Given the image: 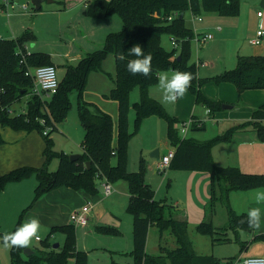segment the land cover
<instances>
[{
	"label": "trees",
	"instance_id": "1",
	"mask_svg": "<svg viewBox=\"0 0 264 264\" xmlns=\"http://www.w3.org/2000/svg\"><path fill=\"white\" fill-rule=\"evenodd\" d=\"M82 3L86 5V16L106 19L119 15L123 27L118 32L110 33L101 49L86 54L76 65H67L64 76L60 78L57 93L49 98L42 99L32 94L34 77L31 72L40 66L54 65L50 54L27 51V44L35 39L34 33L25 31L14 39L0 37V125L26 133L38 131L45 142L43 165L39 168L20 167L0 175V192L8 184L33 175L38 179L36 199L61 187L84 190L90 195H96L99 193L100 182L114 184L124 180L128 183L130 195L127 212L133 217L134 264H232L236 258L225 262L213 255L196 254L188 235L187 220H180L171 212L168 214L170 209L167 204L155 198V190L146 182V160L141 157L139 170L131 172L128 170V158L130 141L144 119L156 116L167 120V140L175 150L169 170L209 174L210 210L213 212L215 206L221 202L228 209L229 229L253 230L247 223H240L247 213L237 214L232 209L230 194L233 191L264 189V174H251L238 167L216 165L212 150L218 142L228 141L230 135L207 141L183 138L178 126L186 121L168 116L162 104L150 96V87L157 83L158 73L170 69L192 73L194 79L189 90L195 95L196 103L208 109L212 116L222 109L223 103L203 95L202 85L229 83L236 87L239 96L248 90L264 89V55L239 56L235 68L203 79L198 76V66L189 64L195 31L187 25L185 13L190 11L194 17H200L202 12L237 17L240 14L241 0H82ZM68 8V2L62 1L59 10ZM34 11L37 13L42 8L37 10L34 7ZM164 34L170 35L177 43L176 47L173 45L172 51H167L162 44ZM137 43L153 58L150 77L130 75L125 67L126 61L117 59V53L126 54ZM109 53L115 58L116 86L106 98L118 105L116 125L109 113L84 99L90 74L102 70L103 61ZM132 58L134 57H128ZM136 89L140 98L133 105L136 118L135 130L131 131V94ZM72 93L77 94L78 116L85 131L81 143L83 152L75 161H71L70 155L65 152H56L50 138V133L57 130V125L66 119L71 109ZM24 100L25 110L14 114L12 107ZM263 122L264 104L252 113L248 122L262 141ZM246 127L242 124L236 129ZM47 128L50 131L45 135ZM205 128V123L198 124V121L191 126L194 131ZM2 143L0 137V145ZM54 158L61 160L60 167L56 171H50L49 165ZM152 226L159 230L161 241L163 234L170 232L176 247L160 245V254H149L147 241ZM18 227L19 223L12 232ZM219 230L211 221L197 225L198 233L212 237L213 243L227 241L215 237ZM95 231L102 235H121V231L113 226H97ZM57 232L65 235L63 247L55 249L46 241L40 249L30 250L29 255L25 254L26 248L11 247V264H69L71 261L73 264H88V253L77 247L76 226L71 223L53 226L49 237ZM259 239L263 240L264 234L255 237V240ZM245 249L247 246L242 244L241 251Z\"/></svg>",
	"mask_w": 264,
	"mask_h": 264
},
{
	"label": "rangeland",
	"instance_id": "2",
	"mask_svg": "<svg viewBox=\"0 0 264 264\" xmlns=\"http://www.w3.org/2000/svg\"><path fill=\"white\" fill-rule=\"evenodd\" d=\"M62 1L65 0H43L42 11L36 13L34 11V5L31 0H20L19 3H15L14 0H10V3L12 4L8 3L7 0H0V36H2L5 39H13L14 32L16 29L21 30V35L25 31H32L35 35V39L27 44L28 50L31 49L40 50V48H42L44 50H52L57 54L63 53L68 48V46H66L65 43L66 40L65 41L61 39L58 40L60 29L57 26L56 18H54V16L48 12H43V10L46 11V10L59 8L61 6ZM263 1L264 0H241L240 14L237 17H224V16H219L216 13L202 12L200 14V17L203 19V21L197 22L196 25H194L192 21L193 14L190 11H187L185 13V21L188 25L190 24L192 25L191 28L193 30H195L194 28L196 27L198 33H204V34L210 33L213 34L215 37L214 39L215 41H209L208 44L202 46L203 48L201 47L199 51V56L201 57V59L204 61L207 60L209 56H212L213 60H215V56L224 55V52L232 51L231 54H233L234 58H233V63L229 65V67L234 66L233 68H235L239 56H235L238 47H236V43L234 41L240 38L248 42L252 37L256 35L258 30V26H257L258 23L256 20V16L258 11L264 13ZM84 19H86L84 22V30L87 34L88 40H85L82 37L80 39L79 38L75 39L74 47L79 49V47L82 46L85 50H89L90 52H94L95 50V47H91V45L95 43L98 45L99 40L103 38L104 39L102 42H105L106 37L110 33L118 32L123 27V23L119 15H113L106 19H95L85 16ZM222 30H224L223 34H222ZM105 33L106 35H104ZM170 38L171 37L168 34H164L162 36V44L167 51H172L174 49V46L171 43ZM87 41H89V43ZM217 42H223V44L219 48L218 47L215 48V44ZM72 49L74 50V48ZM177 50H178L177 53H179V47L177 48ZM239 55L246 56L248 55V53L241 52ZM60 56H64V54ZM197 58L198 56H197L196 45L194 42H192L189 64L197 65ZM55 62L57 64V61ZM222 63L223 62H219L218 67H220ZM57 68H58L59 78H62L64 74V70L62 69L61 65H59ZM112 70H114V72L116 73V63H115L114 55L109 53L103 61L102 70L95 72V73H99V75H97L98 79L91 78V75L89 77L91 78V80L88 78V83L84 93L85 100H86V94L88 96H90L89 94H94L97 98L96 100H101V101H103L102 99L105 100V97L101 95L106 84L107 85L111 84L109 73ZM171 71L173 70L172 69L167 70L169 76H171L170 74ZM197 71H199V67H197ZM103 74L105 76H108L106 80L102 79ZM200 74H201L200 78L203 79L205 75L211 73L206 71V69H204V71L200 70ZM207 84L209 83H206L201 87V92L206 97H208L207 96L208 94L204 91V88L205 86H207ZM220 85H216L213 83V86L216 87H220ZM218 92H220L219 89L213 88L210 91V94L214 96L218 94ZM189 93L193 97L192 101L194 104L195 114L197 118H201L204 121V123H206V128L204 130H197V131H194L190 128L187 131L186 135H183L180 131L182 124H179L178 126L179 133L183 138H193L199 141H207L214 139L216 137H224L226 135H230V139L228 141L218 142L213 148L214 153L215 151L217 152L216 156L218 160L220 159L224 160L225 158L226 159L229 158L228 156L229 150H227L228 144L231 146L233 152V153L231 152V154H233L234 156H237V153L241 151L240 149L237 148V143L235 142H245V138L237 137L235 135L236 133H242L243 135H247V137L254 135L260 139L258 132L248 123L251 120V118L239 124V125L242 124L246 125L247 127L245 129L237 130L236 128L239 125L238 123L235 124L234 122L235 119H237L236 118L237 115H246L249 113V111L254 112L262 104H264V101L261 103L260 106L255 108L253 104L255 100H251L249 98L247 100L245 98L243 99L241 95L239 96V99L235 102L237 104L236 108L226 111V114H230L232 115V117L217 120L218 118L216 119L209 118L206 112V108L196 103L195 95L190 90ZM161 95L162 93L161 90L159 89L158 81H157L156 84L150 87V96L161 103ZM224 95L230 96V92L227 90L224 92ZM139 98H140L139 91L138 89H136L131 94V111H130L131 131L135 130V118H136V114H135L136 111L133 108V105L137 100H139ZM218 98L219 97H217V99ZM71 101H72V106L70 111L68 112L66 119L63 120L61 123H59L60 129L59 130L57 129L50 133V138L53 141L54 150L56 152H65L70 156L74 154H80L77 151L76 149L77 146L74 142L78 140L79 137L82 136V134H85L84 128L81 125L78 116L76 93L71 94ZM108 101H109L108 103H111L113 100L109 99ZM186 103L177 101L174 105L164 104V103L161 104L168 116L172 118H178V114L179 116H181L182 112L187 108ZM222 103H223L222 104V108H223V105L226 103L224 102ZM25 105H26L25 100L15 104L12 107L14 114L21 113L23 110H25ZM182 106H184L183 109L181 110L180 113H178V109L181 108ZM46 131H50V128H47ZM70 131L72 133H70ZM21 132L24 131H15L12 130L11 128H3L0 125V137L3 140V143L0 145V165L2 164V166L6 168V171L4 173H1L0 175L10 172L11 170H14L16 168L25 167V166L39 168L44 163L45 159L43 157V149L45 146V142L41 133H39L38 131L31 132L30 136L27 137L28 139L22 140L19 137ZM167 132H168L167 120L156 116L144 119L139 125L136 133L134 134L133 138L130 141L129 148L131 147V151L129 152V158H128V170L134 172L138 171L140 158L143 157V155L144 157H150L151 154L158 149L157 144L159 142L168 141ZM260 142H264V141L260 139ZM245 144L246 147L242 149V153L252 154L250 151L254 149L252 148L253 146L248 145V142L247 143L245 142ZM141 148L143 151L142 156L140 155ZM161 151H163L162 148ZM256 152L259 158H261V160H264L263 147L261 149L258 147ZM230 159L231 162H234L233 160H235L232 158ZM27 162H29L30 164H26ZM60 163H61L60 159L54 158L49 165V170L50 171L58 170V168L60 167ZM242 171L251 174H264V173H253V171H248V170L246 171L244 169ZM152 173H153L152 171L148 172L147 178L148 181H149V176L157 178L158 180L157 186L153 185V189L157 192V194L160 191L158 199L160 201H163L165 204H167V208L169 209L172 208L179 209L180 212H184L185 210L187 211L186 213L190 212L191 215L193 211V209H191V206L194 207V205L191 204L192 199L198 197L199 187L198 185L191 186L189 184V178H188L189 176H187L189 174H186L189 173V171L168 170L166 174H162V175H158V174L154 175ZM118 183H123L127 185L124 180ZM160 183L162 184L161 187H159ZM10 184H13V186H11L12 188L9 189V193L1 200V204L4 208H6L4 209V211H11V212L13 211L15 216L11 219V223L4 221L2 225L8 226V224L9 225L13 224V229L10 230L12 231L16 228L18 223L19 226H21L22 224L28 222L30 218L33 217L38 218L41 224V228L38 233V238L40 239V241H37V239H33L30 246L27 247L26 249L38 250L43 246V243H45L46 241L49 242L53 247L56 244L60 245V247H63L65 243V235L61 232H57L49 237V233L53 226H61L67 222L68 220L67 212L69 210L67 208V205L56 203L51 196L47 195L49 193L41 195L38 199H36L35 189L38 186V179L35 175L31 176L30 178L24 179L22 181L12 182ZM111 187L115 189L117 192L121 193V195L122 194L124 195V197L121 198V202L116 203L112 209L115 212L117 220L119 221L120 224L119 230L121 229L120 230L121 235L118 237L110 236V235L102 236L101 234H96V232H94L95 231L94 226L96 222L101 220V218L98 220V215L101 214V211L99 209H96L97 207L95 208L96 210L94 209L95 211L89 213L90 231H88L87 228L76 226L77 246L79 247V249L88 252V258H90L89 264H103L104 261H111L112 258L113 260H116V258L118 257L116 254L110 253L106 249H98V248L105 246V244L111 246L112 244L117 243V241H119V243H117L116 245H121L122 243L126 242L128 239H131L132 237L133 217L131 214L127 212L128 203L127 200L125 199L127 195V190H123L122 193L120 189L117 190V184L116 185L111 184ZM262 191H264V189ZM99 192L105 196L102 187L99 190ZM19 195L23 197L25 205L24 207H20L19 209H17L16 204L18 202ZM14 204H15V209L13 208ZM102 210L105 215L109 212L107 211L109 210V208L107 206L105 207V205H102ZM212 213L215 216L216 227L220 228V230L215 235V237L227 239V241H216L215 242L216 246L214 250L215 252H213V248L215 244L214 245L212 244V237L198 233L197 226H190V229L188 230L190 239L198 244L200 250H203V248L204 250L207 249L208 252H211V254L213 253L216 254L215 256L213 255L215 258L217 259L223 258L221 260L228 262L231 261L232 259H235V257L239 256L242 252L246 254V256L252 257L253 256L252 254L261 248L260 245H264V239L255 240V237L257 235L264 233H256L255 229H253L252 231L254 232L253 233L252 231L249 232L250 236H248V234H246L247 233L246 230L236 231L235 229L232 228L229 229L228 228L229 215L227 213L226 206H224V204H222L221 202H219L215 206L214 211ZM92 217H95L94 220L97 221L94 220L92 221ZM191 217L194 218L193 214L191 215ZM103 225L111 226L108 224H103ZM242 244L246 245L247 249L241 251ZM160 245H164L169 248L176 247L175 239L170 234V232L168 231L165 232L163 234V240L161 241L160 232L157 229V227L154 226V228L152 229V234L150 236L148 253L151 255L160 254ZM10 251H11V247L9 248L4 247L3 241L0 240V264H11ZM69 264H73L72 261Z\"/></svg>",
	"mask_w": 264,
	"mask_h": 264
},
{
	"label": "crops",
	"instance_id": "3",
	"mask_svg": "<svg viewBox=\"0 0 264 264\" xmlns=\"http://www.w3.org/2000/svg\"><path fill=\"white\" fill-rule=\"evenodd\" d=\"M65 1L68 2L69 8L67 10L60 11L59 10L60 7H59V8H55L52 10H46V11L43 10V12H48V13L52 14L54 16V18H56L57 26L60 29V33L58 35V40L59 39H61L63 41L66 40L65 43H66V46H68V48L63 53H58V54L52 50H44L42 48H40V50H36V49L35 50H32V49L28 50L27 49V51L29 53L44 52V53L50 54L51 58H52V62L54 63V66L58 67L59 65H61L62 69L64 70V74L66 72V66L67 65H76L83 57H85L86 54L91 53L89 50H85L82 46L79 47V49L74 47V43H75L74 40L75 39H78V38L80 39L82 37L85 40H88L87 34L84 30V22L86 20V19H84V17L86 16L84 11H85L86 5L82 3V0H65ZM8 3H10V1ZM10 4H12V3H10ZM42 7H43V2H42ZM258 12H261V11H258ZM14 17H16V16H14ZM192 17H193L192 21H193L194 25H196L197 22L203 21V19H202V21L194 20V16H192ZM256 20L258 23V25H257L258 29L260 26V20L262 22L263 29H264V13L262 14V18H259L258 16H256ZM188 26L191 27L192 25L190 24ZM194 29H195L194 31L196 34L204 35V33H198L196 27ZM223 33H224V30H222V34ZM20 35H21V30L16 29L14 32L13 39L20 36ZM104 35H106V33ZM0 37H2V36H0ZM255 37H256V35L254 37H252L248 42H246L240 38L237 39L236 41H234L236 43V47H238V50L236 52L237 55L235 54V56H240L239 54L241 52L248 53V55H246V56L264 55V36L262 38L261 45H258V46H254L250 43V41L252 39H254ZM103 39L99 40L98 45L96 43L91 45V47H95L94 51H97V50L102 48V46L104 44V42H102ZM214 39H215V37L211 41H215ZM87 42L89 43V41H87ZM194 43H195L196 49H197V56H198L197 66L199 67V71H198L199 77H201L200 70L204 71V69H206V71L211 73V74L205 75L204 78L213 77V76H216V75L223 73L224 71H226L228 69H233L234 66L229 67V65H231L233 63V58H234L233 54H231L232 51L231 52L230 51L224 52V55L215 56V60H213L212 56H209L207 60L203 61L201 59V57L199 56V51H200L202 46H199L196 43V41H194ZM222 44H223V42H217L215 44V48H217V47L219 48ZM35 47H36V45H35ZM72 48H74V50ZM62 54H64V56H60ZM61 59H63V60H61ZM55 61H57V64ZM219 62H223L220 67H218ZM57 70H58V68H57ZM172 72L173 71H171L170 74H172ZM64 74H63V76H64ZM109 74H110L111 84L110 85L106 84V86L102 92V95H101V96L105 97V100L104 99H102L103 101L96 100L97 98L94 94H89L90 96H88L86 94V101L96 104L101 110L109 113L112 116L114 123L116 125L117 118H118V105L115 101L108 103L109 99H106V95H108L109 92L116 86V73L114 72V70H112V71H110ZM90 75H91V78L98 79L97 75H99V73L92 72ZM91 78H89V79L91 80ZM106 78H108V76H105L103 74L102 79L106 80ZM90 80H89V82H90ZM213 88L219 89L220 92H218V94L212 96L210 94V91ZM227 90L230 92V96L224 95V92ZM204 91L208 94L207 96L209 98H211L212 100H214V101L217 100L220 102L222 101V102L226 103L224 105L231 106V108H222V110L217 111L215 113V115H213V116L210 114L209 110L206 109V112H207L209 118H211V119L218 118L217 120H219V119H225V118H231L232 117V115L226 114V111L230 110V109H235L236 105H237L235 102L239 99L238 91L236 90V88L232 84L224 83V84H221L220 87H216V86H213V83H209V84H207V86H205ZM190 96L191 95H190L189 90H188L187 93L184 95V97L182 99L178 100V101H181L183 103L187 102L186 103L187 108L182 112L181 116H179V114H178V119H181L184 121H188L190 119H193L195 121H198V123H204V121L201 118H197L195 111H194L195 110L194 104L192 101L193 97L192 96L190 97ZM217 97H219V98L217 99ZM242 97H243V99L245 98L246 100L248 98L251 100H255L253 102V104H254L255 108H257L264 101V89L245 91L242 94ZM186 100H188V101H186ZM183 107L184 106H182L181 108L178 109V113L181 112ZM25 108H26V106H25ZM252 113H253V111H249V113L246 115H237L236 116L237 119H235L234 123L235 124L238 123V125H239L241 122L250 119L252 116ZM205 126H206V123H205ZM57 129L58 130L60 129L59 124L57 125ZM70 133H72V132L70 131ZM245 134H247V133H245ZM235 135L237 137H244L245 142L246 143L248 142V145L253 146L252 148H254V149L252 151H250L252 154L242 153V149H244L246 147L245 142H235L233 140L235 143H237V148L240 149L241 151L237 153V156H234L233 154H231L232 149H231V146L228 144V146L227 145L226 146L228 147L227 150H229L228 151L229 158H227V159L225 158L224 160H221V159L218 160V158L216 156L217 152L215 151V153H214V150H213L212 155H213V158H214V161L216 162V164L223 166V167L234 166V167H238L240 170L244 169L246 171L247 170L253 171V173H264V160H261V158H259V156L256 154L257 153L256 150L258 149V147L260 149L263 147V149H264V142H260V139L254 135L249 136V137H247V135H243L242 133H236ZM28 136H30V133L21 132L19 137L22 140L23 139L25 140V139H28L27 138ZM82 137L84 138V134H82V136H80L79 139L74 142L77 146L76 149L80 154H82V152H83L82 146H81V143L83 141ZM77 141H78V143H77ZM157 147H158V149L155 151H158L160 158L162 156H164L165 154H167L169 151L174 150V148L169 144L168 141L167 142H159L157 144ZM78 148H79V150H78ZM161 148L163 149V151H161ZM130 151H131V147L129 148V152ZM78 152H76V153H78ZM230 154H231V157H230ZM140 155L141 156L143 155L142 148L140 150ZM143 157H144V155H143ZM230 158L235 159V160H233L234 162H231ZM144 159L146 160V164H147V172H146V176H145L146 182L153 188V185L157 186L158 180L155 177L149 176V181H148L147 173L152 171L153 172L152 174H154V175L155 174L162 175V174L158 173V171L156 169L158 161L156 159L151 158V157H144ZM26 164H30V163L27 162ZM5 171H6V168L4 166H2V164H1L0 165V174L4 173ZM131 172H134V171H131ZM186 174H189V175H187V176H189L188 177L189 178V184L191 186L198 185V187H199L198 197L195 199H192V203H191L194 205V207L191 206V209H193L192 214H193L194 218L191 217L192 214L190 215V212L186 213L187 211H185V210H184V212H180L179 209H173V208L168 211V214H169V212H171L178 219L187 220L188 230L190 229V226H197V224H200L201 222H204V221H211L215 225V216L213 215L212 211H210V208L208 207L209 201H210V178H209V174H207L205 172H189ZM116 184H117V190L120 189L122 191V193H123V190H127V195H126L125 199L127 200V203H128L129 198H130L128 183L126 182L127 185H125L123 183L117 182V183H114L113 185H116ZM102 185H103V182H100V184H99L100 189H101ZM11 186H13V184L7 185L5 190L0 192V235L5 234L6 232L11 233L13 231V230L10 231L11 229H13V224H10V225L8 224V226H3L2 224L4 221L11 223V219L15 216V214L13 213V211L12 212L11 211H4V209H6V208H4L1 204V200L9 193V189L12 188ZM161 186H162V184L160 183L159 187H161ZM257 190L262 191L263 189L259 188V189H253V190H248V191H233L230 194V205H231L232 209L237 214L247 213L248 210L251 208H257V207L260 208V210H261V226L259 229H255V232L256 233H264V203H260V204L256 203L255 194H256ZM104 193H105V191H104ZM159 193H160V191L158 192V194L155 191V198L157 200H159L158 199ZM47 195L51 196L56 203H61L62 205H67V208L69 209L67 212L68 213V220L64 225L71 223L70 216L74 211L82 209V207L87 205V204H91L92 208L89 211V213L95 211L96 209H99L101 211V214L98 215V220L100 218H101V220L96 222V224L94 226L95 228L97 226H103V224H108V225H111L114 227L116 226V228H118V229L120 228L119 221L117 220L115 212L112 209L116 203L121 202V198H123L124 195L123 194L121 195V193L117 192L113 188H112V193L109 195H106V193H105V196L102 195L100 192L96 195H90L87 192H85L84 190H73V189H70L67 187L58 188L56 190L49 192V194H47ZM24 205H25L24 199L21 195H19L18 196V202L16 204V208L19 209L20 207H24ZM102 205H105V207L107 206L109 208V210H107L109 212L106 215L103 213ZM13 208L15 209V204H14ZM208 208H209V210H208ZM226 209H227V207H226ZM227 213H228V209H227ZM228 215H229V213H228ZM88 217H89V214H88ZM94 219H95V217H92V221ZM94 221H97V220H94ZM79 227H81V226H79ZM82 228H87L88 231H90L89 225L87 227H82ZM153 228H154V226H152L150 228V231H149L148 241H147V252L149 251V241H150V236L152 234ZM251 231H246L247 232L246 234H248V236H250L249 232H251ZM94 232H96V231H94ZM253 232L254 231H252V233ZM96 234H98V233L96 232ZM188 235H189V233H188ZM259 235H263V234H259ZM189 238H190V236H189ZM206 240H209V239H206ZM159 242H160V240H159ZM117 243H119V241H117ZM117 243L112 244L111 246H109L108 244H105V246L98 248V249H106L110 253H114L118 256L116 258V260H113V258H112L111 261H104L103 264H124V263L125 264H134V257L132 255L133 238L131 237V239H128L126 242L122 243L121 245H116ZM192 244H193L194 250H195L197 255H201V256H209V255L215 256L216 255L214 253L211 254V252H208L207 249L204 250V248H203V250H200L198 244L195 243L194 241H192ZM212 244L214 245L215 243H213V241H212ZM215 246H216V244L214 245L213 252H215L214 251ZM260 246H261V248L252 254L253 256L264 257V245H260ZM59 248H60V246H59ZM78 249H79V247H78ZM79 250H81V249H79ZM243 257L245 258L248 256H246V254H244L242 252L239 256H237L235 258L239 259V258H243ZM89 259L90 258H88V264H89ZM221 259H223V258H220V260Z\"/></svg>",
	"mask_w": 264,
	"mask_h": 264
},
{
	"label": "clouds",
	"instance_id": "4",
	"mask_svg": "<svg viewBox=\"0 0 264 264\" xmlns=\"http://www.w3.org/2000/svg\"><path fill=\"white\" fill-rule=\"evenodd\" d=\"M128 57H134L128 59ZM117 59L125 62L127 72L132 75H142L150 77L152 75V56L145 53L144 48L139 44H134L127 53H117ZM194 79L191 72L173 70L171 76L167 71L158 73V86L161 90V103L174 105L179 99H182L191 87ZM257 204L264 203V191L257 190L255 194ZM240 223H247L249 228L259 229L261 226V210L260 208H251L246 216L241 219ZM41 224L38 218H30L28 222L19 226L15 232L5 233L0 240L6 248H27L33 239H38V233Z\"/></svg>",
	"mask_w": 264,
	"mask_h": 264
},
{
	"label": "built area",
	"instance_id": "5",
	"mask_svg": "<svg viewBox=\"0 0 264 264\" xmlns=\"http://www.w3.org/2000/svg\"><path fill=\"white\" fill-rule=\"evenodd\" d=\"M10 0H7V2ZM262 12H258L257 16L259 18H262ZM172 18H169L171 20ZM194 20L202 21L201 17H194ZM264 36V29L262 22L260 20V26L257 30L256 37L250 41V43L254 46L261 45L262 38ZM214 38L213 34H204L199 35L195 33V39L196 43L199 46H203L207 44L209 41H211ZM172 44L176 47L177 43L174 38L171 39ZM32 73V76L34 77V88L32 91L33 95H37L40 98H49L52 95L56 94L59 86H60V78L58 75L57 67L54 65H47V66H40L36 68ZM44 121V120H43ZM42 121V122H43ZM196 123L195 120L190 119L186 122H184L181 126V133L183 135H186L187 131L191 128V126ZM199 124V123H198ZM49 131H45L44 134L47 135ZM175 150L169 151L167 154L162 156L158 162L156 169L158 173L160 174H166L168 170L170 169L171 162L174 158ZM106 195H109L112 193V187L111 184L107 181H103L102 185ZM92 205L87 204L82 207V209L74 211L70 216V221L75 226H81V227H87L89 225V211L91 210ZM37 241H40L38 238ZM232 264H264V257L259 256H252L248 258H239L236 259Z\"/></svg>",
	"mask_w": 264,
	"mask_h": 264
},
{
	"label": "water",
	"instance_id": "6",
	"mask_svg": "<svg viewBox=\"0 0 264 264\" xmlns=\"http://www.w3.org/2000/svg\"><path fill=\"white\" fill-rule=\"evenodd\" d=\"M20 0H15L16 3H19ZM34 7L39 10L42 8V2L43 0H31ZM52 2V1H51ZM263 7H264V1H263ZM181 18H183V14L181 15ZM223 108H231V106H226V105H223ZM81 157V154H74V155H71L70 156V160L71 161H75L77 159H79ZM151 158L153 159H156L157 161L160 159V155L158 154V151H155L154 153L151 154L150 156ZM87 165L89 166L90 163H87ZM60 245L56 244L54 245L53 248L55 249H58ZM25 254L29 255L30 254V250L29 249H26L25 250Z\"/></svg>",
	"mask_w": 264,
	"mask_h": 264
}]
</instances>
